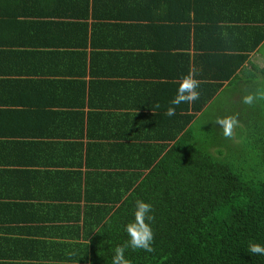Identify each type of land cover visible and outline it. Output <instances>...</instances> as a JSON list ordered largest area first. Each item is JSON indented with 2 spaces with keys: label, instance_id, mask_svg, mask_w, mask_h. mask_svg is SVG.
<instances>
[{
  "label": "trees",
  "instance_id": "1",
  "mask_svg": "<svg viewBox=\"0 0 264 264\" xmlns=\"http://www.w3.org/2000/svg\"><path fill=\"white\" fill-rule=\"evenodd\" d=\"M115 1L0 0V264H111L137 199L132 264H264V0ZM60 26L75 51L46 46ZM189 70L201 98L169 117Z\"/></svg>",
  "mask_w": 264,
  "mask_h": 264
},
{
  "label": "clouds",
  "instance_id": "2",
  "mask_svg": "<svg viewBox=\"0 0 264 264\" xmlns=\"http://www.w3.org/2000/svg\"><path fill=\"white\" fill-rule=\"evenodd\" d=\"M201 81L198 78V73L189 70L183 75L178 82L175 96L171 99L165 115L171 117L176 115V109L182 104L192 105L201 98ZM264 99V94L256 97L252 94L243 97V103L252 105L254 101ZM159 108V104L156 105ZM216 123L222 129V135L226 139H231L234 130L239 126V121L235 115L225 117H217ZM134 219L124 226V231L128 239L122 244L114 248L111 264H132L130 258L125 254L131 249L132 251L143 250L151 253L154 251L155 234L152 227V222L155 220L153 205L142 199L135 201L133 212ZM252 255H264V245L259 242H249L246 249Z\"/></svg>",
  "mask_w": 264,
  "mask_h": 264
},
{
  "label": "crops",
  "instance_id": "3",
  "mask_svg": "<svg viewBox=\"0 0 264 264\" xmlns=\"http://www.w3.org/2000/svg\"><path fill=\"white\" fill-rule=\"evenodd\" d=\"M128 2L126 4H130V3H133L134 0H127ZM130 1V2H129ZM122 3H125L123 0H119V1H115L113 2V4L115 6L117 5H121ZM161 2L159 1L158 4H160ZM161 9H158L157 7H155L154 10H151L150 9V12L152 13H160L158 11H160ZM125 13H130V12H126ZM162 13V12H161ZM163 17L165 15V12L162 13ZM53 18V17H52ZM55 19V18H54ZM165 22V20H164ZM78 23V21H77ZM87 23H90V19L87 20ZM90 26V25H89ZM79 28V26H77ZM81 30V27L79 28ZM78 35V33L76 32H70L67 30L66 26H60L59 28H56V29H52L49 33L48 36H44V41L47 43V45H49V47H53L52 49L54 50H64V51H68V50H73L75 51V48H72L74 46V44H72V47L68 44V42L70 43V39L71 40H74L75 37ZM68 37V38H67ZM172 37L171 34H165V39L167 38H170ZM153 39V38H151ZM61 41V43H60ZM161 43H163V41H161ZM138 45V44H137ZM79 48V47H77ZM88 50V49H87ZM138 52H143L144 49H141L140 47L138 49H136ZM124 99V98H123ZM110 104H113L111 105L110 107H116V106H122L123 104L121 103V99H119L118 97H112L110 99ZM123 109H119L118 111H121ZM117 111V112H118Z\"/></svg>",
  "mask_w": 264,
  "mask_h": 264
},
{
  "label": "rangeland",
  "instance_id": "4",
  "mask_svg": "<svg viewBox=\"0 0 264 264\" xmlns=\"http://www.w3.org/2000/svg\"><path fill=\"white\" fill-rule=\"evenodd\" d=\"M252 64V68L253 70H259V66H261L263 63H264V57L261 56V55H258L256 53H251L250 55V60H249ZM218 98L221 99L222 96H221V93L218 94ZM235 98V97H234ZM212 105V104H211ZM216 105H217V102H216ZM220 107V106H219ZM235 142H240V139L238 138H235L234 140Z\"/></svg>",
  "mask_w": 264,
  "mask_h": 264
}]
</instances>
